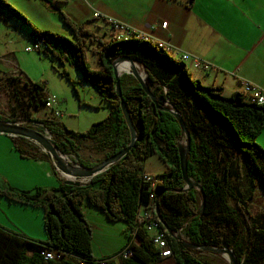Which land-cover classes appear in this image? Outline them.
Returning <instances> with one entry per match:
<instances>
[{
	"label": "trees",
	"instance_id": "1",
	"mask_svg": "<svg viewBox=\"0 0 264 264\" xmlns=\"http://www.w3.org/2000/svg\"><path fill=\"white\" fill-rule=\"evenodd\" d=\"M1 13L27 27L30 39H43L37 52L60 64L64 60L74 64L82 81L109 104L106 117L93 122L85 131H74L60 123H46L54 135L63 134L68 141L96 140L99 149H109L107 156L129 143L112 67L118 57L126 56L143 67L147 74L146 86L155 101L135 79L124 88L120 78L122 99L137 139L119 161L89 183L75 186L59 178L58 186L49 189L28 191L0 186V196L8 201L43 210L45 232V239L38 240L0 226V264H100L101 261L104 264H155L161 260L160 251L152 244L150 234L138 226L140 207L148 203L155 207V202L162 222L159 226L166 233L177 264H207L198 257L200 250L172 236L185 222L184 232L190 244L215 248L223 244L238 264H264V217L250 212L252 193L246 196L233 183L235 179H243L244 166L247 175L254 174L264 186V148L256 142L264 131V104L248 103L242 93L224 96L220 87L201 84L190 76L181 59L151 40L133 37L124 41H103L84 24H76L62 15L64 25L73 36L70 39L35 28L6 0H0ZM99 18L104 22L106 16ZM93 44L97 49V69H91L87 62V53ZM59 73L74 85L64 68ZM24 86L26 90L20 94L14 90L15 98L34 110L41 109L47 103L42 94L45 82L28 80ZM169 106L181 115L189 132L186 174L194 176L201 186L203 204L195 188L179 191L184 187L178 157L183 134L171 112L163 109ZM16 140L14 138V142ZM54 144L62 153H69L65 144L59 141ZM20 147L17 148L20 154L26 156L28 152ZM38 153L49 158L44 152ZM154 154L163 161L165 169L157 175L159 182L150 200V181L143 179V170L145 159ZM84 202L100 209L108 221L125 223L127 242L121 249L106 256H93L91 227L82 210ZM127 246L132 249L131 255L123 250ZM51 249L57 250L59 257L45 258L42 252Z\"/></svg>",
	"mask_w": 264,
	"mask_h": 264
},
{
	"label": "crops",
	"instance_id": "2",
	"mask_svg": "<svg viewBox=\"0 0 264 264\" xmlns=\"http://www.w3.org/2000/svg\"><path fill=\"white\" fill-rule=\"evenodd\" d=\"M6 1L35 28L58 33L70 39L72 37L63 23L62 15L76 24H84L96 37L102 34L105 27L108 29L103 20L96 17L97 14L119 19L149 40L162 43L174 57L182 59V55H186L182 60L190 76L203 85L220 87L225 96L241 93L243 87L241 89L240 84L244 81L264 90V0ZM0 20L6 27H1L6 35H9L7 27H11L18 31L17 33H25V38L30 40L29 32H26L19 21L5 13H1ZM76 76L82 83L81 75ZM44 92L47 99L53 97L55 100L56 104H51V108L57 106L56 96L50 94L46 88ZM93 95L95 104H99L95 106L107 108L108 112L109 104L99 94ZM80 102L82 105H89L85 101ZM14 138L0 134L1 151L8 150L11 155L10 164L0 170V186L30 191L35 188L57 187L59 178L64 180L49 158L41 156L38 152L33 157L29 153L26 156L21 155L17 148L24 147L17 145ZM88 205L84 202L82 210L91 227L93 256L102 257L121 249L127 242V232H124L125 240L112 252L98 253L93 244L96 237L94 230L97 227L89 220L91 214L88 216L84 212V208L89 211ZM99 215L100 219L107 221L101 210ZM122 224L126 227L125 223ZM0 226L26 237L45 239L43 210L10 202L2 196ZM155 264L177 263L172 256L161 258Z\"/></svg>",
	"mask_w": 264,
	"mask_h": 264
},
{
	"label": "rangeland",
	"instance_id": "3",
	"mask_svg": "<svg viewBox=\"0 0 264 264\" xmlns=\"http://www.w3.org/2000/svg\"><path fill=\"white\" fill-rule=\"evenodd\" d=\"M106 26L108 27L107 24ZM1 27L6 28L0 20V121L10 122L32 129L41 135L47 136L53 144L54 141L65 144L69 150V153L66 155L74 164H83V166L91 167L108 157L107 153L109 149H99L96 140L80 139L72 141L70 139L68 141L64 139L63 134L54 135L47 128L46 123L50 124L55 122L74 131H85L93 122L103 119L108 113L107 108L95 106L99 104H95L96 101L93 94L98 96V93L89 85H86V83H81L78 80L76 75L80 76L81 74L76 66L67 60H64L60 64L56 59L42 55V53L40 54L36 50L27 52L25 47L32 45L25 38V33H17L18 31L14 28L7 27L9 28L7 29L9 35H6ZM23 28L26 29V32L28 31L27 27L23 26ZM109 32V27L108 29L105 27L102 34H98L97 37L108 41L112 39L111 32L110 34ZM71 37L73 38L72 34ZM9 38L11 42H9ZM90 48L87 53V62L91 69H97L99 64L97 63V49L95 48V44L91 45ZM62 68L67 71L74 85L71 84L66 76L59 73ZM138 71H144L142 66L138 65ZM121 77L124 88H127L133 83L134 78L130 74L122 72ZM28 80L35 83L45 82L46 89L50 91V94L56 96L58 100L57 106L51 108V105L49 106L46 103L41 109L34 110L28 107L25 102H19L15 98L14 90L17 89L18 94L22 93L26 90L24 82ZM240 87L242 89L241 84ZM42 94L47 100L46 92L42 91ZM222 95L225 96V94ZM80 100L89 103V105H82ZM262 136H264V131L256 138V142L264 148V138ZM12 137H15L17 139L15 143L22 145L28 153L42 151V148L31 140L19 136ZM70 142L76 145L77 148L73 149ZM27 143L32 145L29 146ZM179 143L181 146L184 145V137L180 139ZM10 157L11 155L8 150L4 152L0 148V170L10 164ZM49 160L53 162L50 157ZM164 169L165 165L163 161L155 154L146 158L144 161V171L147 174L156 176L162 173ZM247 173L246 168L243 166L241 174L243 175L244 181L243 179H241L242 181L235 179L233 183L246 196L252 193L249 201L250 212L254 216L262 215L264 217V186L254 174L250 173L247 175ZM0 176H2V173H0ZM190 178L196 182L194 176ZM0 179L2 178L0 177ZM197 203H199V199ZM88 207L89 211L84 208V212L88 216L91 214L89 220L97 227L94 230L96 235L93 240L94 247H96L99 254L112 252L125 240L124 232H126V229L124 231V224L120 221H103L100 219L99 209L90 205ZM221 247L217 248L216 251L194 250H200L197 252V255L207 264H230L228 255L219 251Z\"/></svg>",
	"mask_w": 264,
	"mask_h": 264
},
{
	"label": "water",
	"instance_id": "4",
	"mask_svg": "<svg viewBox=\"0 0 264 264\" xmlns=\"http://www.w3.org/2000/svg\"><path fill=\"white\" fill-rule=\"evenodd\" d=\"M121 62H127L133 67L131 68V71L128 73L131 74L134 77V79L141 85V87L145 90L146 94L153 101H155L154 95L148 90L146 83H145V79L147 76L146 72H143V75H141L134 68V66L137 65V62H135L134 60L126 56H121L115 59L112 63L113 72L115 76V90H116L118 97L120 98V107H121L122 114L125 118L126 124H127L129 138H130L129 143L124 148L119 150L118 152L112 154L111 156L106 157L105 159H103L102 161H100L94 166L85 167V166L74 164L71 160L66 161L65 160L66 155L63 154L60 150H58V148L49 140L47 136L41 135L32 129L22 127V126H19L17 124H13L10 122L0 121V134L23 137V138H26L38 144L42 148V150L49 155V157L53 161V164L56 170L62 174V176L64 177V183L75 185V186H78L80 184L81 185L87 184L93 177L103 173L111 165L119 161L129 151V149L133 147L137 139L136 129L130 118L126 104L124 100L122 99V93L120 90L119 78H120L121 72L117 70V65ZM163 109L171 112V114L177 121L178 125L180 126V130L185 139L184 145L178 146L179 166L181 170L182 180L185 184L184 187L179 191L190 190L192 188L197 189L200 192V195L202 198V204H203V194L201 192V186L197 182L191 180V178H189L186 174V155L190 149L189 132L187 131L185 127V124L182 120L181 115L177 111L171 109L170 107L163 108ZM68 177H72L74 178V180H69ZM156 205H157V202H155V210L157 209ZM156 214H157L158 220L161 222L160 217L158 216L157 212ZM184 244L186 246H189L192 249L216 251V248H212L207 245L196 246L190 243H184ZM219 251L222 253H226L228 255L230 264H238L232 252L230 251V249L226 248L223 244Z\"/></svg>",
	"mask_w": 264,
	"mask_h": 264
},
{
	"label": "built area",
	"instance_id": "5",
	"mask_svg": "<svg viewBox=\"0 0 264 264\" xmlns=\"http://www.w3.org/2000/svg\"><path fill=\"white\" fill-rule=\"evenodd\" d=\"M99 17V15H98ZM104 22L108 25L111 31V36L113 41H124L128 40L131 38H138L140 40H147L148 38L144 35H142L138 30H135L134 28H131L127 23L113 18V17H106L103 18ZM165 26V23H164ZM42 38L39 37H32L31 38V45L32 46H26L25 50L26 51H31V50H37L39 49L41 43H42ZM159 46H163L162 43L159 42ZM186 55H182V59L186 58ZM242 95L244 96L245 100L248 103H254V104H264V90L261 89L259 86L251 84L249 82L244 81L242 83ZM55 105V100L53 97L48 98L47 105ZM146 180L150 181V194L151 197L153 196L152 194V189L154 188L156 181L152 180L148 176H144ZM140 219L142 221L143 228L149 232L153 233L152 236V242L157 247L160 249V256L162 257H167L171 255L170 249L167 246V241L164 237V234L162 232H157L159 230V225L157 220L155 219L153 212L151 210H144L140 213ZM176 236H182V228L178 230V232L175 234ZM45 258H53V257H59L60 253H58L57 250L51 249L49 251H43L42 252ZM126 255H131V249H126L125 250ZM62 255V252H61ZM100 264H104L103 261L100 262Z\"/></svg>",
	"mask_w": 264,
	"mask_h": 264
},
{
	"label": "clouds",
	"instance_id": "6",
	"mask_svg": "<svg viewBox=\"0 0 264 264\" xmlns=\"http://www.w3.org/2000/svg\"><path fill=\"white\" fill-rule=\"evenodd\" d=\"M105 23V22H104ZM106 24V23H105ZM110 29V28H109ZM111 32V31H110ZM112 40V39H111ZM147 40H149V39H147ZM30 42H31V39L29 40ZM152 42H154V41H152ZM157 44H159V42H156ZM28 46V45H27ZM161 47H163L164 49H165V47H164V45L163 46H161ZM166 50V49H165ZM32 51V50H31ZM37 51V50H36ZM168 51V50H167ZM182 58V57H181ZM182 60V59H181ZM183 61V60H182ZM138 65H140V64H138L137 63V65H135V66H138ZM141 66V65H140ZM143 68V67H142ZM144 70V69H143ZM143 72H145V71H143ZM143 72H142V74H143ZM125 73H127V72H125ZM127 74H129V73H127ZM121 75H122V72H121ZM121 75H120V78H121ZM131 75V74H130ZM132 76V75H131ZM133 77V76H132ZM120 78H119V83H120ZM134 78V77H133ZM145 83H146V79H145ZM120 85V84H119ZM121 90V89H120ZM45 91V90H44ZM47 102H48V99H47ZM170 107V106H169ZM171 108V107H170ZM172 109V108H171ZM174 110V109H173ZM127 125V124H126ZM134 125V124H133ZM135 127V126H134ZM55 145V144H54ZM179 145H181L180 143H179ZM41 152H44L43 150L41 151ZM118 152V151H117ZM45 153V152H44ZM116 153V152H115ZM47 154V153H46ZM64 154V153H63ZM48 155V154H47ZM66 155V154H65ZM67 156V155H66ZM111 156V155H110ZM48 157H49V155H48ZM82 166V165H81ZM85 167H88V166H85ZM144 171V170H143ZM59 172V171H58ZM144 176H148L149 178H151V181L152 180H154V181H156V184H157V182H159V178L157 177V175L156 176H153V175H150V174H147V173H143V179L144 180H146L145 178H144ZM189 177V176H188ZM190 178V177H189ZM91 181V180H90ZM89 181V182H90ZM146 181H149V180H146ZM88 182V183H89ZM149 184H150V182H149ZM156 184H155V186H156ZM81 185V184H80ZM185 185V184H184ZM155 186H154V188L152 189V194H153V196L151 197V194H149V199L151 200L153 197H154V189H155ZM199 193V192H198ZM144 210H151L152 212H153V215H154V217H155V219L157 220V222H158V225H160V221L158 220V217H157V214H156V212H157V209L155 210V207H152V205L150 204V203H148V204H144V205H142L141 207H140V209H139V211H138V221H139V224H138V226H142V228H143V225H142V221H141V219H140V213L142 212V211H144ZM185 227H186V222L185 223H183V225L180 227V228H178V230L179 229H181L182 228V235H183V237L182 236H176L175 234L178 232V230L176 231V232H174L173 233V237L174 238H177V239H179V240H182V242L183 243H189V238H188V236L185 234ZM144 229V228H143ZM159 230H157V232H162L163 234H164V237H165V239H166V241H167V246H168V248L170 249V247H169V241H168V239H167V236H166V233H165V231L164 230H162L161 228H160V226H159V228H158ZM145 230V229H144ZM146 231V230H145ZM147 232V231H146ZM147 233H149V232H147ZM154 233V232H153ZM153 233H149L150 234V237H151V239H152V236H153ZM130 244V243H129ZM152 244H153V242H152ZM154 245V244H153ZM155 246V245H154ZM211 247V246H210ZM131 249V247L130 246H127V247H124L123 248V250L125 251L126 249ZM157 248V247H156ZM212 248H215V247H212ZM158 249V248H157ZM217 249V248H216ZM159 251H160V249H159ZM170 252H171V250H170ZM131 254H132V249H131ZM159 255H160V252H159ZM173 255H172V252H171V255L170 256H167V257H172ZM161 258H167V257H162V256H160Z\"/></svg>",
	"mask_w": 264,
	"mask_h": 264
},
{
	"label": "bare ground",
	"instance_id": "7",
	"mask_svg": "<svg viewBox=\"0 0 264 264\" xmlns=\"http://www.w3.org/2000/svg\"><path fill=\"white\" fill-rule=\"evenodd\" d=\"M99 15V17L101 16L100 14H97L96 16H98ZM131 68H133L129 63H127V62H121V63H119L118 65H117V70L119 71V72H130L131 71ZM134 68L138 71V66H134ZM141 75H143L142 74V72H140V71H138ZM65 160L66 161H70V159L66 156L65 157ZM68 179H70V180H74V178H72V177H68Z\"/></svg>",
	"mask_w": 264,
	"mask_h": 264
}]
</instances>
